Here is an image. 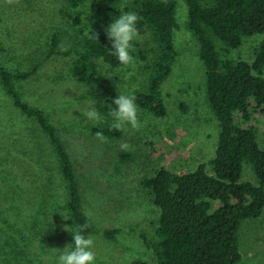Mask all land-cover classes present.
Listing matches in <instances>:
<instances>
[{
    "label": "rangeland",
    "instance_id": "obj_1",
    "mask_svg": "<svg viewBox=\"0 0 264 264\" xmlns=\"http://www.w3.org/2000/svg\"><path fill=\"white\" fill-rule=\"evenodd\" d=\"M131 3L85 0L79 9H70L66 0H0V46L4 49L0 57L12 70L27 71L38 65L30 78L16 81V88L22 99L45 110L57 127L79 177L86 215L102 229L133 227L152 233L160 213L141 183L161 168L184 174L206 163L211 171L219 128L205 100L206 75L199 46L186 26L188 6L185 0H177L178 56L162 88L167 115L158 117L139 109L140 127L125 125L122 138L90 134L97 122L87 120L83 112L92 107L101 112L103 100L119 92L134 94L145 85L147 73L145 63L133 56L132 66L103 65L93 85L79 83L71 76V68L86 35L80 29L88 33L98 20L106 31L120 11H133ZM77 15L80 25L75 22ZM55 34L60 38L58 54L46 58ZM263 38L262 34L246 38L232 50L233 57L253 62L254 49ZM153 44L149 33L140 34L133 51L139 55ZM251 124L264 148V115ZM52 150L38 122L15 106L0 82V239L15 250L4 264H56L61 251L71 244L65 182ZM123 152L130 157L120 158ZM243 176L256 181L247 165ZM90 236L97 264L155 263L136 233L126 230L115 241L101 234ZM239 236L242 260L238 264H264V213L243 220Z\"/></svg>",
    "mask_w": 264,
    "mask_h": 264
},
{
    "label": "trees",
    "instance_id": "obj_2",
    "mask_svg": "<svg viewBox=\"0 0 264 264\" xmlns=\"http://www.w3.org/2000/svg\"><path fill=\"white\" fill-rule=\"evenodd\" d=\"M66 1L70 9H79L85 0ZM185 1L186 26L199 46L206 75L205 100L218 121L219 139L215 156L209 162L211 171L206 163L184 174L161 168L141 183L160 213L152 233L133 227L102 229L86 215L79 177L57 127L45 110L22 99L16 88V81L30 78L38 65L27 71L12 70L0 57V82L15 106L38 122L53 147L52 153L58 158L65 182L73 232L87 223L85 235L101 234L112 241L126 230L136 233L155 257L154 264H238L242 260L239 236L242 221L264 213V148L251 124L259 114L264 115V38L254 49L253 62L234 58L232 50L239 48L248 37L264 35V0ZM131 4V9L140 17L139 33H149L154 43L150 50H140L139 55L132 52L145 63L147 73L145 85L133 95L139 109L165 117L168 110L162 88L178 56L177 0H132ZM75 22L82 24L79 15ZM80 32L86 35L71 68V76L79 83L93 85L103 65L124 66L112 55L113 41L101 28V21L97 20L88 33L84 29ZM59 43V36L53 35L46 58L58 54ZM3 50L0 46V54ZM117 97L103 100L100 110L104 122L93 125L90 134L97 137L96 133L101 132L108 140L124 136V129L111 127L112 118L108 116L116 107ZM182 107L186 110L185 104ZM119 157L129 158L130 154L123 152ZM245 165L254 173L255 182L244 179ZM8 233L13 236L12 232ZM71 244H74L73 238ZM9 246L0 239V258L4 260L0 264L10 255L13 258L15 250Z\"/></svg>",
    "mask_w": 264,
    "mask_h": 264
},
{
    "label": "clouds",
    "instance_id": "obj_3",
    "mask_svg": "<svg viewBox=\"0 0 264 264\" xmlns=\"http://www.w3.org/2000/svg\"><path fill=\"white\" fill-rule=\"evenodd\" d=\"M11 3V0H8ZM120 16L106 29L107 35L113 41L111 49L118 61L124 66H132L134 57L132 51L134 42L139 39L140 33L137 25L140 17L134 11L121 12ZM95 37L98 35L93 33ZM99 39V38H98ZM116 107H113L108 116L112 118L111 127L116 130L122 129L125 125L132 128H139V107L136 103V97L133 94H122L119 92L118 97L114 100ZM83 116L87 120L95 121L98 124L104 122L101 112L95 107L83 112ZM97 138H103L101 132L96 133ZM68 211V210H67ZM63 211V212H67ZM62 215V214H61ZM65 220L69 219L66 215H62ZM89 225L87 223L81 225L75 232H72L74 244H69L61 254L57 257L56 264H97V255L94 249V239L85 235V231Z\"/></svg>",
    "mask_w": 264,
    "mask_h": 264
}]
</instances>
